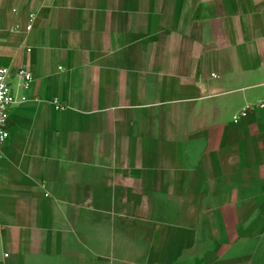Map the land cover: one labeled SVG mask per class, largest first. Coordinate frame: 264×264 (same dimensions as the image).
<instances>
[{"label": "crops", "instance_id": "1", "mask_svg": "<svg viewBox=\"0 0 264 264\" xmlns=\"http://www.w3.org/2000/svg\"><path fill=\"white\" fill-rule=\"evenodd\" d=\"M262 57L264 0H0V264H264Z\"/></svg>", "mask_w": 264, "mask_h": 264}, {"label": "built area", "instance_id": "2", "mask_svg": "<svg viewBox=\"0 0 264 264\" xmlns=\"http://www.w3.org/2000/svg\"><path fill=\"white\" fill-rule=\"evenodd\" d=\"M31 22L27 27V30H31L33 27L34 16H31ZM264 63V57L261 59ZM10 69L8 67L0 68V158L2 145L8 141L10 137V131L8 130L7 123L10 117L9 113L13 106L26 101V95L16 97L14 95L13 85L10 83ZM17 85L19 88L27 90L30 87V83L33 79L32 73L24 68H20L16 76ZM56 100H54L55 102ZM56 103V102H55ZM60 107V106H59Z\"/></svg>", "mask_w": 264, "mask_h": 264}]
</instances>
